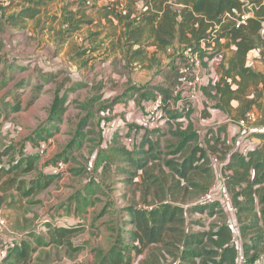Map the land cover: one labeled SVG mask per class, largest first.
<instances>
[{
    "label": "rangeland",
    "instance_id": "rangeland-1",
    "mask_svg": "<svg viewBox=\"0 0 264 264\" xmlns=\"http://www.w3.org/2000/svg\"><path fill=\"white\" fill-rule=\"evenodd\" d=\"M110 1L112 0H49L45 6L40 5V14L35 19L28 20L26 27L19 29L10 27L6 23V17L25 6H33V2L0 0V156L6 150L8 158H20L22 167H25L30 160L28 152L31 153L34 168L27 172L29 168L23 170L21 167L22 172L16 175L21 186L24 184L21 188V192H24L33 180L44 175L43 171L49 169L51 172L54 159L62 153L67 154V162H58L63 165V171L60 174L57 171L47 188L31 192L25 197H21V192L14 187L10 188L1 204L8 209L3 235L11 240L15 236L20 237L17 247H21L22 243L30 245L31 264H97L101 256L110 249L125 251L123 245L130 243L126 236V230L130 226H126L122 220L123 207L128 203L159 206L167 200L170 205L178 207L195 204L206 191L201 189L205 182L199 176V169L211 167L213 160L210 159L208 164L201 163L198 169L188 175L186 181H182V186L178 184L177 195L169 193V188L177 185L178 178L174 177L168 164L171 162L178 167L199 144L206 147L205 139H213L223 148L219 133L223 132L225 136V126L216 128V122L200 126L198 119L191 114L182 123L167 121L159 130H150L145 135L149 141L143 148L147 152L142 156L145 158V167L138 171L140 175L136 184L127 186L121 182L124 175L121 176L118 172L100 176L94 173L97 149L103 150L108 158L112 157L108 163V171H111V165L114 169L118 165L127 166L122 164L124 155L119 151L125 146L118 135L119 131H125V125L120 121L129 118V113L133 111L135 121L142 124L143 121L137 119V104L144 89H151L152 86L168 96L169 87L166 85L174 83V60L181 49L174 42L168 53L159 55L152 67L136 63L126 66L123 60L124 50L119 53L116 47L114 52L108 43L113 36L111 39H115L116 45L119 44L117 39L124 27L117 20H114L118 24L116 31L112 30L111 34L106 35L110 29L104 26L106 31L100 37L95 33L101 27L98 24V29H95L96 25H83L71 31L75 23L73 20L80 16V10L85 9L82 10L85 14L94 15L97 13L96 8ZM64 7H68L65 9L68 14L74 12L75 18L68 20L63 15ZM59 21L67 23L59 26ZM69 32L72 36L66 42H60L59 35ZM101 37L106 41L95 50L94 46L98 43L96 38L102 41ZM259 46L257 58L264 65L262 52L260 53L264 50V42L261 41ZM152 51L153 48L148 49L149 53ZM230 54L228 51L227 57ZM209 64L210 68L217 67L219 60L213 59ZM215 74L219 75L216 70ZM132 93H137V96L131 97ZM60 101L64 107L63 115L57 113ZM85 116L89 121L81 133H86L88 128L92 129V133L78 138L76 131ZM254 117L255 120L250 119L249 122L258 125L255 122L259 119V113L255 112ZM100 124H104L105 133L101 143H97L96 139H100L101 133L97 134L95 131L99 130ZM115 130L117 136L112 141L109 136ZM42 131L45 132L43 136ZM192 132L197 133L198 140L189 141L178 149L182 137ZM25 145L30 146L25 148ZM72 145L76 147L71 148ZM6 159H0L2 166H7ZM94 174L98 177H94ZM211 180L208 187L217 180V174ZM86 185L89 186L88 189ZM174 196L177 200L173 199ZM66 197L78 198L77 212L73 204L69 205V209L58 202ZM110 200L115 201V209L105 208L113 203ZM235 204L238 210L239 204ZM180 211V222L172 223L171 227L181 229L184 224L190 231L208 232L217 229L222 222L231 224V216L225 211L224 205H217L216 211L213 210L216 214L211 217L197 214L191 216L189 212ZM255 211L260 216V206L257 203ZM55 215L59 218L55 219ZM242 216L241 223L245 219L243 214ZM191 220H195V224ZM71 223L73 224L70 225ZM58 224L68 228L69 232L54 229ZM169 236L170 238H166L169 244L160 246V250L164 249L174 256V243L179 239L175 237V233ZM152 248L148 250V256L153 254ZM165 258L167 262L164 264L174 263L168 254ZM142 261L143 255L132 260L133 264H141ZM14 263L10 259L1 264Z\"/></svg>",
    "mask_w": 264,
    "mask_h": 264
},
{
    "label": "trees",
    "instance_id": "trees-1",
    "mask_svg": "<svg viewBox=\"0 0 264 264\" xmlns=\"http://www.w3.org/2000/svg\"><path fill=\"white\" fill-rule=\"evenodd\" d=\"M27 1L33 2V6H25L18 12L9 14L6 17V23L10 27L25 28L28 20L35 19L40 14V5L45 6L49 0ZM138 1L112 0L110 3L97 8L102 18L111 26L114 24V20H117L124 27V40L118 38L119 44L116 45L114 43L115 39H111L109 44L114 52L116 47L119 53H123L124 50V59H122L125 60L126 66L136 63L140 66L152 67L157 62L158 56L165 55L167 49L174 42H177L180 46H193L202 58H206L204 63L218 59L219 64L216 73L218 72L219 75H210L206 84L202 86L203 107L200 112L191 110L185 114L161 109L158 118L154 124L152 123V127L144 130L141 124H138L133 118V111L129 113V118L120 121L125 125V131H119L118 135L122 138L125 146H122L119 151L124 155L122 164L127 166L118 165V169L116 167L114 169V166L111 165V171H108V163L112 157L108 158L103 150L97 149L94 156L93 170L99 176L118 172L119 175H124V177H121V182L127 186L137 183L136 180L140 175L138 171L145 167V158L142 156H145L147 152L143 148L149 143L145 135L150 130H159L167 121L174 120L182 123L185 117H189L191 114L195 115L199 123L201 122L200 119L210 121V111L217 110L230 118L232 123L241 119L246 120L248 113L258 112L259 119L255 123L258 125L264 124V72L254 70L248 60L250 52L256 50L259 52L260 50L259 31L261 21L264 20V0H142L143 10L140 12L136 8ZM248 6H250V9L247 8ZM82 10L79 11L80 16L77 18H75L72 11L66 14L68 20L72 17L75 18L71 31L76 30L80 24L86 22V14ZM246 10L251 11V16L246 18L244 23L238 24L237 22L243 17ZM63 22L67 23L66 21ZM201 41H204V48L200 46ZM151 47L153 51L149 53L148 49ZM228 51L231 53L229 57H227ZM158 92L160 91L152 86L151 89L142 91V96L137 104L138 120L143 119L150 102ZM130 96L136 97L137 93H132ZM163 96L165 97L164 94ZM63 111L64 107L62 101H60L57 113L63 115ZM88 121L87 116L81 119L78 125L79 129L76 131L79 134L78 138L89 132L92 133V129L89 128L86 133L83 131V135L81 133V130H84L85 126L88 125ZM228 124V122L220 123L216 125V128L225 126L226 130ZM103 125L100 124L99 130L95 131L97 134L101 133L100 139H96L97 143H101V139L104 138ZM116 131L112 132L111 136L108 135L112 141L116 139ZM43 132L41 136H43ZM219 134L223 148L218 146V143L216 144L213 139H205L206 147L199 144L196 147L197 149L188 158L184 159L178 167L173 166L171 162L168 164L174 177L178 178L177 185L171 186L169 193L177 195V191H179L178 184L182 186V181H186L188 175L198 169L201 163L208 164L211 162V156L216 154L220 158H225L230 155L225 166L230 171L227 189L232 196L233 203L239 204L236 220L240 225V238H243L241 244L240 241L231 242L233 226L225 222H222L217 229L208 232L205 230L190 231L184 224L181 225V229L171 227L172 223L180 222V210L183 213L189 212L191 216L197 214L211 217L216 214L213 210L216 211V206L220 204H214V206L190 203L178 207L170 205L168 203L170 201L167 200L159 206L145 203L146 205H152L153 208L143 210L137 204L128 203L123 207L122 220L126 226H130L126 230V236L129 238L130 243L123 245L125 251L121 249L108 250L101 256L97 264H133V258L140 255H143L141 264H164V262H167L165 258L167 254L170 258H173V264H239V256L242 253L246 257L245 264H252L256 257L264 255V134L254 135L260 140V143L257 148L248 151L245 155L229 154L230 147L226 144L227 133L225 132V136L223 132ZM130 135L137 137L138 142L136 144L130 145L127 142V137ZM196 140H198L197 133H187L182 137L178 149L184 146L185 143ZM28 146L30 145H25V148H28ZM75 147L74 145L71 146V148ZM28 154H30V160L25 167H22L20 158L10 159L6 150L1 152L0 159L2 157L7 158L8 164L0 168V208L6 209L1 204L10 188L14 187L21 192L24 184L21 186V182L19 183L16 180V175L22 172L21 167L24 168L23 170L29 168L27 172L34 168L32 166L33 156L29 152ZM66 155V153H62L57 159H54L53 166L59 160L67 162ZM211 170V167L208 166L199 169V176H202L205 182L201 188L203 191L206 190L211 178H213ZM62 171L63 169L58 171L59 174ZM43 173L44 175L28 185L26 191L21 192V197L47 188L57 175V173L50 172L49 169L43 171ZM97 175L94 174V177H98ZM193 184V186H196L195 183ZM173 199L177 200V197L174 196ZM77 200L78 198L71 197L67 199L68 205L73 204L76 212L79 206ZM110 201H113V203L108 204L105 208L115 209L117 207L115 201ZM256 203L260 206V216L255 211ZM67 208L70 209L71 207L68 206ZM242 214L245 217L243 223L240 222L243 217ZM54 218L58 219L59 216L55 215ZM183 219H185L184 214ZM229 221L231 223L233 219L230 218ZM194 222L195 220H191L192 224H195ZM57 226L54 229H58L63 233L69 232L65 226L62 227L63 225L60 224ZM179 230L182 233L180 236ZM171 233H175V237L179 239L174 243L176 249L174 256L171 252L164 249L160 250V246L169 244L166 238H170ZM1 239L0 236V241ZM152 247H157V249ZM150 248H152L153 254L148 256ZM31 254L30 245L22 243L21 247L16 245L10 249L6 257L0 259V264L10 259L15 261L14 264H31ZM170 258H168V261H170Z\"/></svg>",
    "mask_w": 264,
    "mask_h": 264
},
{
    "label": "built area",
    "instance_id": "built-area-1",
    "mask_svg": "<svg viewBox=\"0 0 264 264\" xmlns=\"http://www.w3.org/2000/svg\"><path fill=\"white\" fill-rule=\"evenodd\" d=\"M250 9V6L247 7ZM251 16V11L246 10L242 18L237 22L238 24L244 23L245 19ZM260 42H264V20L261 21V28L259 31ZM200 46L204 48V41L200 42ZM262 49V47H261ZM169 51V48L167 49ZM262 51V60L264 62V50ZM176 60L174 62L175 73L174 83L169 86V94L164 97L161 92H158L154 99L150 102L145 115L141 121L142 129H150L156 119L158 118V113L161 109H168L172 111H177L180 113H188L191 110L200 112L202 107V86L206 84L209 79V62L204 63L206 58H202L197 50L193 46L183 45L181 49L176 53ZM216 60V59H214ZM255 120L254 113H248L245 119L239 121H233L237 125V133L232 136L234 140L230 138L226 139V144L230 147L229 154H243L245 155L248 151L258 147L260 140L256 139L255 134H264V124L253 125L249 120ZM200 126H207L212 124L210 121H203L200 119ZM232 121V120H231ZM153 123V124H152ZM127 142L130 145H134L138 142L137 137L129 136L127 137ZM233 143V144H232ZM230 155L225 158H220L218 155L211 156V161L213 160V165L216 166L215 174H217V180L212 183L206 191L203 193L200 200L196 203L202 205H214L220 204L225 206V211L231 216L233 221L231 225L233 226V235L231 242L240 241V229L239 224L236 220L237 207L232 201V196L227 189V181L230 176V171L226 169V164L229 161ZM2 165L0 164V168ZM51 171L57 173V171L63 169V165L57 163L52 166ZM141 209L151 210L152 206L139 205ZM6 209L0 208V236L2 237L0 241V259L6 257L9 250L14 248L17 243L21 240L20 237L9 238L4 236L3 232L7 225V213ZM246 257L244 254L239 256V264H245ZM252 264H264V255L256 257Z\"/></svg>",
    "mask_w": 264,
    "mask_h": 264
},
{
    "label": "crops",
    "instance_id": "crops-1",
    "mask_svg": "<svg viewBox=\"0 0 264 264\" xmlns=\"http://www.w3.org/2000/svg\"><path fill=\"white\" fill-rule=\"evenodd\" d=\"M141 4H143V1L142 0H139L138 2H137V4H136V8H137V11H142L143 10V6L141 5ZM101 7V6H100ZM68 7H64V10H63V15H65L66 16V14H67V11L68 10H65V9H67ZM96 11H97V8H96ZM60 12H61V10H60ZM62 13V12H61ZM61 13H59V15L61 14ZM97 13H98V15H97ZM97 13L95 12L94 13V15H91L90 13H86V22H84V23H82V24H80V26H83V25H88L89 27L92 25V26H94L95 27V25L96 24H98V25H101V27H100V29H99V31H95V33H98V34H96V35H98L99 37H100V35L101 34H103L106 30V26H108L109 27V29H110V31L109 32H106V35H108V33H110L111 34V31L112 30H114V32L116 31L115 30V27L116 26H118V24H117V22L116 21H114V24L111 26L109 23H107L106 22V20L104 19V18H102V15L97 11ZM96 16H97V18H96ZM135 17V16H134ZM101 22H103V23H101ZM64 22L63 21H59V26L60 25H62ZM103 24V25H102ZM105 26V27H104ZM95 29H98L97 28V25H96V27H95ZM88 30H91V29H88ZM113 32V33H114ZM123 32H124V28H123ZM123 32L121 33V36L119 37V39H121V40H124V38H123ZM70 32L69 33H67L66 35H59V41L60 42H66L71 36H72V34H70ZM97 36V37H98ZM102 38V41H99V39L98 38H96L97 39V41H98V43H96L95 44V46H94V48H95V50H97V49H99L100 47H101V43L103 44L105 41H106V39L104 38V37H101ZM112 38V37H111ZM111 38H110V40H111ZM108 39V38H107ZM110 40L108 41V43L110 42ZM90 41V40H89ZM177 43V42H176ZM173 45V44H172ZM171 45V46H172ZM170 46V47H171ZM176 47H182V46H180L178 43L175 45ZM152 48V47H151ZM162 56V55H161ZM164 56V55H163ZM176 60V59H175ZM175 60H174V62H175ZM248 60H249V63L252 65V67H253V69L254 70H256V71H262V72H264V65L260 62V61H258V58H257V50L256 51H252V52H250L249 53V55H248ZM218 67V66H217ZM217 67H213V68H210L209 67V76L211 75V76H213L214 75V70H216V68ZM168 70H170V67H168L167 68ZM174 72V71H173ZM175 74V73H174ZM165 80V79H164ZM166 81H167V79H166ZM167 87H169V85L167 84L166 85ZM122 95H123V93H122ZM122 95H120V96H122ZM120 96H118L117 97V100H118V98L120 97ZM116 100V101H117ZM210 113H211V117H210V121L211 122H216V124H220V123H224V122H228L229 124L227 125V128H226V133H227V138L229 139L230 137H232V136H234L236 133H237V129H238V127H237V125H235L234 123H232L231 122V119L230 118H227L222 112H220V111H217V110H211L210 111ZM253 113H255V112H253ZM211 171H212V174L214 175L215 174V169H216V166L215 165H212L211 166ZM67 198L68 197H66L65 199H62V200H60V201H58L60 204H62V206L63 207H68L69 205V203H68V201H67ZM100 218V217H99ZM98 218V219H99Z\"/></svg>",
    "mask_w": 264,
    "mask_h": 264
},
{
    "label": "clouds",
    "instance_id": "clouds-1",
    "mask_svg": "<svg viewBox=\"0 0 264 264\" xmlns=\"http://www.w3.org/2000/svg\"><path fill=\"white\" fill-rule=\"evenodd\" d=\"M170 48V47H169ZM167 53H168V51H167Z\"/></svg>",
    "mask_w": 264,
    "mask_h": 264
}]
</instances>
